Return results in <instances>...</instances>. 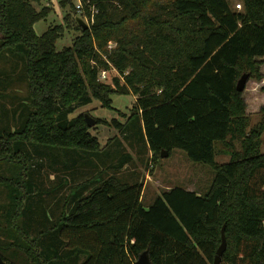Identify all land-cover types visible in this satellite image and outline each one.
<instances>
[{"label":"trees","instance_id":"1","mask_svg":"<svg viewBox=\"0 0 264 264\" xmlns=\"http://www.w3.org/2000/svg\"><path fill=\"white\" fill-rule=\"evenodd\" d=\"M41 1L0 0V57L11 55L9 67L0 69V101L1 94H10L0 102V165H19L17 175L0 174L5 264H53L39 244L45 236L61 245L63 258L72 249L81 252L55 264H137L146 250L151 264H213L223 228V264H264V108L247 131V102L237 89L245 73L264 78V0H242L241 10L230 0H82L84 15L93 18L87 29L77 21L73 0H61L63 8L74 9L66 13V25L38 34L35 24L50 11L36 8ZM66 27L80 34L59 50ZM110 42L116 45L109 48ZM113 67L120 75L102 81L100 69ZM130 93L138 96L135 109L152 160L158 161L162 149L172 154L178 148L210 165L216 174L206 194L172 187L145 207L143 183L107 174L100 167L104 156L95 163L99 138L85 114L69 115L93 99L113 107V94ZM217 141H223L229 161L217 162ZM37 144L66 153L55 152L49 160L67 174L45 188L48 199L27 191L37 160L30 146L50 154ZM119 156L120 163L112 164L117 169L132 159ZM82 166L94 171L86 175L78 170ZM66 175L72 180L65 182ZM64 186L70 188L58 222L31 236L18 223L27 201L42 224L50 217L51 198Z\"/></svg>","mask_w":264,"mask_h":264},{"label":"rangeland","instance_id":"2","mask_svg":"<svg viewBox=\"0 0 264 264\" xmlns=\"http://www.w3.org/2000/svg\"><path fill=\"white\" fill-rule=\"evenodd\" d=\"M60 1L61 0H42L41 3H35L38 10L43 7H49L50 9L48 16L35 24V30L38 34L44 33L52 25H66V20L64 19L65 15L68 12H73L74 9L72 5L66 9L63 8ZM73 2L78 10L77 4L80 0H73ZM230 2L232 7L240 10L242 9L237 6V4L242 3V0H230ZM82 3L85 6V2L82 1ZM78 16L85 19L89 25L90 22H92L88 16L84 15V9L78 10ZM79 34L80 31L76 28L66 27L63 36L57 41V48L61 50L67 46H71L74 38ZM1 37L2 33L0 32V38ZM115 45V42H110L108 47L112 48ZM4 55H9V53H5ZM2 56L0 57V69L3 67H9L10 65L9 60L11 55H9V57ZM104 57H106V55H104ZM261 72L264 74V63L261 65ZM16 73H18V71H16ZM109 73V78L107 79L108 82H111L113 76L120 75L117 69L114 70L112 68ZM11 75L14 77L13 73H11ZM4 80L5 83L9 81L5 78ZM20 90H23V94L26 93L25 87L21 86ZM9 96L10 94H1L0 102L6 101ZM137 97L138 96L133 93L113 94V107H106L99 99H93L91 103L79 106L69 115L70 118H74L80 114L88 113L96 118V120H103L100 123H96L91 128L92 133L99 138L102 145L101 150L97 151L98 157H95L97 159L94 158L95 163L98 162V160L100 161V156H104L107 162L101 163L100 167H105L107 169V174H117L116 172H119L118 175L124 182L143 183L142 203L145 207H149L163 190L172 187H188L193 191H197L199 194H206L216 174L215 170L210 165L191 160L185 150L178 148H175L172 154L169 153L168 156H161L158 161L152 160V152L145 139V132L142 130V119L140 114L136 113L135 109ZM244 98L247 102V114L250 116L251 120L250 126L247 129V131H250L260 121L261 109L264 108V78L260 80L255 78L249 79L244 90ZM8 103L10 104V102ZM114 119L120 120V122L125 125L123 127H118L113 122ZM216 144L220 149V153L216 157L217 162L224 163L229 161L230 154L221 151L224 148L223 141H217ZM37 145L43 149L49 150L50 154L48 157V153H45L43 150H41V152H35V148L30 146V150L33 152L37 160L35 163L36 172L35 175H33L34 180L33 183L31 181V184H28L27 191L29 196L42 193L38 197L41 196L42 198L48 199L50 196L45 194V188H51L55 183L60 181L61 176L67 174L63 165H60V170L57 171L54 166L49 164V160L51 155H55V152L64 155H66V153L60 147L58 148L42 144ZM235 145L237 149H240L241 145L238 142H236ZM72 150L68 149L67 152H72ZM80 150L82 152H88L84 149ZM261 150L264 152V133L262 135ZM121 153L132 159H130L123 168H114L112 164L115 165L120 163H118V160ZM41 159H43V161H41ZM41 162H43V164ZM18 169L19 165H15V163L11 165L3 164L0 165V174L17 175L16 170ZM32 169L33 167H30L29 174L32 172ZM78 170L85 171L86 175H90V173L94 171L90 166H82ZM68 179L70 178L66 175L64 181L66 182ZM69 188L70 186H64L61 194H58L57 199L51 198L52 205L49 208L50 217L47 220L42 221V224L37 222L32 214L31 207L34 208L35 205H32L31 200L27 201L26 211L24 216L20 217L18 221L19 225L33 237L43 228L55 225L60 217L65 200L64 196L68 193ZM5 194L6 192H2L0 202L5 201L3 200L5 199ZM4 204L6 203L4 202ZM48 240L49 236H45L39 241V244L45 254L44 256L51 259L53 264L60 263L63 260L69 262L70 258L77 257L80 252L79 250L72 249L69 251V255L63 258L60 251V249H62L60 248L61 245H55L54 243L49 244ZM65 250H70V248ZM82 254L85 257L86 254Z\"/></svg>","mask_w":264,"mask_h":264},{"label":"water","instance_id":"3","mask_svg":"<svg viewBox=\"0 0 264 264\" xmlns=\"http://www.w3.org/2000/svg\"><path fill=\"white\" fill-rule=\"evenodd\" d=\"M77 21L79 22V24L82 26L83 29H87L90 27L89 23L80 16L77 17ZM249 78H250V75L248 73H245L241 76V78L239 79V81L237 83V89L239 91L245 90ZM85 119H86L88 125L91 127L97 123L96 118H94L93 116H91L88 113L85 114ZM161 155L162 156H168L169 151L167 149H162ZM226 247H227V239H226L225 231L223 228L222 242H221L219 248L217 249V253H216L213 264H223L222 256H223L224 251L226 250ZM5 263H6L5 260L0 255V264H5ZM137 264H151V257H150L148 250L141 253V255L139 256V258L137 260Z\"/></svg>","mask_w":264,"mask_h":264},{"label":"built area","instance_id":"4","mask_svg":"<svg viewBox=\"0 0 264 264\" xmlns=\"http://www.w3.org/2000/svg\"><path fill=\"white\" fill-rule=\"evenodd\" d=\"M237 6H238L239 8H242V3L237 4ZM77 8H78V10L83 9V3H82L81 0H80V2L77 4ZM92 11H93V15H94V13L97 12V9H96V8H93ZM92 20H93V18H92ZM112 69L116 70L115 67H113ZM110 70H111V69H108V68H101V69H100L99 78H100L102 81H107V79L109 78V74H110L109 72H110Z\"/></svg>","mask_w":264,"mask_h":264},{"label":"crops","instance_id":"5","mask_svg":"<svg viewBox=\"0 0 264 264\" xmlns=\"http://www.w3.org/2000/svg\"><path fill=\"white\" fill-rule=\"evenodd\" d=\"M186 189H188V190H191L190 188H188V187H185Z\"/></svg>","mask_w":264,"mask_h":264}]
</instances>
